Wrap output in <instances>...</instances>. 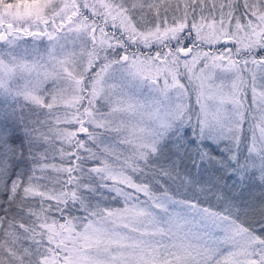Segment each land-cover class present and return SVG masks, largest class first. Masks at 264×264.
Listing matches in <instances>:
<instances>
[{"label":"snow or ice","instance_id":"obj_1","mask_svg":"<svg viewBox=\"0 0 264 264\" xmlns=\"http://www.w3.org/2000/svg\"><path fill=\"white\" fill-rule=\"evenodd\" d=\"M0 264H264V0H0Z\"/></svg>","mask_w":264,"mask_h":264},{"label":"rangeland","instance_id":"obj_2","mask_svg":"<svg viewBox=\"0 0 264 264\" xmlns=\"http://www.w3.org/2000/svg\"><path fill=\"white\" fill-rule=\"evenodd\" d=\"M184 82L186 83L187 81L185 80ZM160 83H161V86H163V80L162 79H161ZM197 83H199V82L197 81ZM220 83H221L220 80L216 81L217 85H219ZM224 83H230V81H225ZM194 99L196 100L195 96H194ZM194 99H193V95H192V102H193L192 105H195V100ZM248 100H249V103H250V101H251L250 93H249V96H248ZM185 102L187 103L188 101L186 100ZM244 128H245V131H246L247 136H248L247 143L250 145L251 144V137H252V128L250 127V125L248 123H245ZM256 135H257V137L259 136V129L258 128L256 129Z\"/></svg>","mask_w":264,"mask_h":264},{"label":"trees","instance_id":"obj_3","mask_svg":"<svg viewBox=\"0 0 264 264\" xmlns=\"http://www.w3.org/2000/svg\"><path fill=\"white\" fill-rule=\"evenodd\" d=\"M30 39V38H29ZM142 50H145L146 51V49H143V47H142ZM205 50H207V48H205ZM194 94H193V99H194ZM195 100V99H194ZM191 104H193V102H192V96H191ZM112 207H122V203H119V204H113L112 205Z\"/></svg>","mask_w":264,"mask_h":264}]
</instances>
